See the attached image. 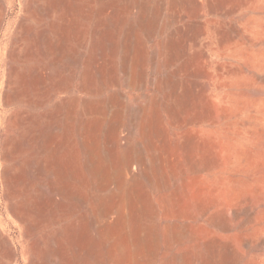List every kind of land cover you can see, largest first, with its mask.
<instances>
[{"label": "rangeland", "instance_id": "rangeland-1", "mask_svg": "<svg viewBox=\"0 0 264 264\" xmlns=\"http://www.w3.org/2000/svg\"><path fill=\"white\" fill-rule=\"evenodd\" d=\"M46 1L0 0V264H264V0Z\"/></svg>", "mask_w": 264, "mask_h": 264}, {"label": "bare ground", "instance_id": "bare-ground-1", "mask_svg": "<svg viewBox=\"0 0 264 264\" xmlns=\"http://www.w3.org/2000/svg\"><path fill=\"white\" fill-rule=\"evenodd\" d=\"M47 1H48V0H47ZM47 1H46V2H47ZM54 1H55V0H54ZM54 1H53V3H54ZM56 1H57V0H56ZM47 3H48V2H47ZM53 3H52V4H53ZM57 3H58V1L55 2V4H57ZM50 4H51V3H50ZM50 4L47 5V6L50 7V6L52 5V4H51V5H50ZM55 4H54V5H55ZM115 4H116V3H115ZM30 5H32V4H30ZM54 5H53V6H54ZM39 6H40V5H39ZM53 6H52V7H53ZM49 7H48V8H49ZM76 7H77V6H76ZM48 8H47V9H48ZM68 8H69V7H68ZM42 9H43V7H42ZM49 9H52V8H49ZM37 10H38V9H37ZM45 10H46V8H45ZM46 11H47V10H46ZM48 11H49V10H48ZM48 11H47V12H48ZM68 11H69V10H68ZM68 11H66V12L68 13ZM71 11H72V9H71ZM73 11H75V10H73ZM50 12H52V11H49V13H50ZM100 12H101V11H100ZM42 13H44V12H42ZM49 13H48V14H49ZM67 13H66V15H67ZM33 14H34V13H33ZM48 14H47V15H48ZM51 14H52V13H51ZM51 14H50V15H51ZM42 15H43V14H42ZM47 15H46V16H47ZM66 15H65V16H66ZM82 15H83V14H82ZM48 16H49V15H48ZM68 16H69V14H68ZM110 16H111V15H110ZM49 17H50V16H49ZM66 17H67V16H66ZM69 17H70V16H69ZM71 17H72V16H71ZM62 18H63V17H62ZM67 18H68V17H67ZM64 19H66V18L64 17ZM68 19H69V18H68ZM62 20H63V19H62ZM71 20H72V19H71ZM71 20H70V21H71ZM65 21H67V20H65ZM75 21H76V20H75ZM72 22H73V20L71 21L70 24H72ZM67 23H68V22H67ZM59 24H60V22H59ZM73 24H74V23H73ZM77 24H78V23H77ZM44 25H45V24H44ZM57 25H58V23H57ZM68 25H69V24H68ZM68 25H67V26H68ZM65 26H66V25H65ZM65 26H64V27H65ZM69 26H70V28H71L72 25H69ZM62 27H63V26H62ZM64 27H63V28H64ZM73 28H74V27H73ZM57 29H58V27H57ZM66 29H67V27H66ZM68 29H69V28H68ZM26 30H27V29H26ZM60 30H62V29H60ZM69 30H70V29H69ZM62 31H63V30H62ZM64 31L66 32V30H64ZM67 31H68V30H67ZM132 31H133V30H132ZM29 32H30V31H29ZM72 32H73V31H72ZM60 33H61V32H60ZM70 33H71V32H70ZM106 33H107V32H106ZM57 34L59 35V33H57ZM67 34H68V33H67ZM130 34H131V33H130ZM63 35H64V33H63ZM65 35H66V34H65ZM29 36H30V35H29ZM61 37H62V36H61V34H60V38H61ZM63 37H65V36H63ZM26 38H27V37H26ZM48 38H49V37H47V39H48ZM60 38H59V39H60ZM131 38H132V37H131ZM47 39H46V40H47ZM64 39H66V38H64ZM56 40H57V39H56ZM61 40H62V42H63V39H61ZM50 41H52V40H49V42H50ZM47 42H48V41H47ZM49 42H48V43H49ZM53 42H54V41H53ZM60 42H61V41H60ZM62 42H61V43H62ZM64 42H65V41H64ZM56 43H57V42H54V44H56ZM49 44H50V43H49ZM51 44H52V43H51ZM54 44H53V45H54ZM57 44H58V43H57ZM57 44H56V45H57ZM56 45H55V46H56ZM58 45H60V44H58ZM62 45H63V43H62ZM62 45H60V46H62ZM111 45H112V44H111ZM60 46H59L58 49H60ZM51 47H53V46H51ZM56 47H58V46H56ZM61 48H62V47H61ZM60 51H62V50H59V52H60ZM54 52H55V51H54ZM57 52H58V50H57ZM98 52H99V51H98ZM51 53H52V52H51ZM28 55H29V54H28ZM28 55H27V56H28ZM95 55H96V54H95ZM110 55H111V54H110ZM58 61H59V60H58ZM58 61H56V62L58 63ZM98 63H99V62H98ZM101 65H102V64H101ZM97 66H98V65H97ZM13 68H14V67H13ZM94 68H95V67H94ZM97 69H98V68H97ZM90 71H91V70H90ZM94 71H95V70H94ZM22 75H23V74H22ZM22 77H23V76H22ZM25 77H26V76H25ZM86 80H87V79H86ZM22 83H23V82H22ZM27 90H28V89H27ZM38 102H39V101H38ZM57 113H58V112H57ZM59 113H60V111H59ZM70 121H71V120H70ZM69 126H70V125H69ZM70 127H71V126H70ZM94 128H95V127H94ZM69 129H70V128H69ZM71 132H72V131H71ZM89 132H90V131H89ZM71 135H72V134H71ZM66 138H67V137H66ZM89 141H90V140H89ZM20 142H21V141H20ZM86 145H87V144H86ZM95 146H96V145H95ZM93 147H94V146H93ZM95 150H96V149H95ZM89 151H90V150H89ZM93 151H94V150H93ZM87 152H88V151H87ZM94 154H95V153H94ZM93 156H94V155H93ZM60 158H61V157H60ZM60 158H59V159H60ZM59 159H58V160H59ZM93 161H94V160H93ZM59 163H60V162H59ZM60 167H61V166H60ZM63 167H64V166H63ZM63 167H61V168H63ZM60 170H61V169H60ZM91 170H92V169H91ZM58 171H59V170H58ZM63 171H65V170H63ZM61 172H62V171H61ZM61 172H60V173H61ZM68 172H69V171H68ZM69 174H70V173H69ZM59 175H60V174H59ZM61 176H63V178H64V177H66L67 175L62 174ZM71 176H72V175H71ZM66 179H67V178H66ZM66 179H65V180H66ZM66 183H68V182H66ZM64 185H65V184H64ZM69 185H70V184H69ZM66 188H67V187H66ZM68 189H69V188H68ZM67 192H68V191H67Z\"/></svg>", "mask_w": 264, "mask_h": 264}]
</instances>
